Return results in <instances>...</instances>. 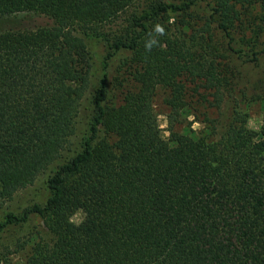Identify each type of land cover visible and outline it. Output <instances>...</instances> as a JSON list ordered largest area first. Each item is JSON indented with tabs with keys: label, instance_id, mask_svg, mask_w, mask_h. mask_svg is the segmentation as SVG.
<instances>
[{
	"label": "trees",
	"instance_id": "1",
	"mask_svg": "<svg viewBox=\"0 0 264 264\" xmlns=\"http://www.w3.org/2000/svg\"><path fill=\"white\" fill-rule=\"evenodd\" d=\"M202 1L229 38L223 49L211 34L186 37ZM19 12L54 24L0 33V204L69 145L90 82L84 36L122 21L105 36L132 80L122 102L108 105L105 73L89 136L49 178L46 203L0 222L1 231L30 212L41 216L43 232L22 264H264V121L249 128L238 106H223L224 59L246 55L231 45L232 29L248 15L263 35L264 0H0V16ZM184 79L212 90L218 110L197 137L178 128L188 108ZM159 89L168 138L155 110Z\"/></svg>",
	"mask_w": 264,
	"mask_h": 264
},
{
	"label": "rangeland",
	"instance_id": "2",
	"mask_svg": "<svg viewBox=\"0 0 264 264\" xmlns=\"http://www.w3.org/2000/svg\"><path fill=\"white\" fill-rule=\"evenodd\" d=\"M192 26L185 28L186 37L192 34L202 40L201 35L212 39L217 46L229 44V38L222 31L217 30L216 25L210 20L211 7L205 2L194 5L190 12ZM173 20V19H172ZM248 15H244L240 22L232 29L235 40L232 46L242 49L246 55H240L239 51H229L228 62L230 73V84L224 90L223 106L236 105L248 116L247 126L259 130L264 121V51L258 54L257 60H248L254 50H262L264 47V34L255 32V24L247 22ZM54 24L53 18L46 14L34 12H19L11 15L0 16V33L8 30L35 29L42 26ZM122 21L108 24L102 29L101 36H84L88 48V61L91 63L90 82L80 102V111L77 119V128L69 145L62 152V156L41 173L32 185L19 191L10 199L0 204V222L7 220V214L15 213L19 217L35 205L43 206L49 196L51 189L48 180L55 173L60 162L69 160L73 155L83 148L85 139L89 136L90 127L96 115L95 99L101 86L102 78L106 73L108 105H118L122 102L124 93L132 87L130 68L124 64V53L114 54L111 42L105 35H112ZM177 30V27H173ZM257 35V36H256ZM187 93L186 100L188 108L183 112L182 122L178 128L193 137H197L204 124L205 117L216 116L214 107H211L214 95L213 91L200 86L198 82H190L184 79ZM163 89H159L155 96V110L161 127L162 135L170 136L168 108L165 103ZM84 217L81 211L73 215L72 220L79 223ZM43 232V222L37 212L28 213L25 220L6 223L0 231V260L4 257L11 264H22L30 249V245L36 240L38 232ZM24 244V247H23Z\"/></svg>",
	"mask_w": 264,
	"mask_h": 264
}]
</instances>
